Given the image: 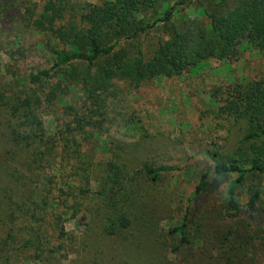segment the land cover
Returning a JSON list of instances; mask_svg holds the SVG:
<instances>
[{
  "label": "rangeland",
  "instance_id": "rangeland-1",
  "mask_svg": "<svg viewBox=\"0 0 264 264\" xmlns=\"http://www.w3.org/2000/svg\"><path fill=\"white\" fill-rule=\"evenodd\" d=\"M2 1L0 248H12L14 232L7 220L10 202L7 191H13L22 177L17 164L19 158L14 155L13 131L23 130L19 127L29 117L30 122L39 124L45 141L56 142L64 129L62 123L72 120V114L77 112L102 122L98 129L78 135L86 153L85 160L92 161L90 184L83 185L90 199H81L78 207L66 196L82 182L79 177L74 181V170L67 169L59 158H52L42 167L43 175L36 192L38 195L46 188L48 179L54 180L49 196L57 205L52 209L54 212L51 210L47 214L60 216L61 225L68 234L65 249L51 255L54 264H264V257L258 256L257 262L250 252L256 244L254 238L260 240L257 250L264 248L260 245L264 242V239L261 242L264 238L262 226L250 228L245 221L226 219L223 214L227 188L235 176H211L208 191L196 192L201 176L213 171L212 159L237 158L241 153V140L251 132L247 121L224 119L219 116L218 109L227 96V86L263 77L260 53L244 46L239 60L233 63L209 60L182 76L154 78L140 86H134L129 79L115 78L111 88L113 94L107 106L98 113L86 100L84 84L59 81L57 77L32 84L28 79L30 74L48 67L53 57L43 44L44 35L27 29L23 19L27 8L37 7L40 12L44 0ZM114 1L74 0L73 3L79 6ZM164 1L163 5L144 13L145 19L160 17L164 8L177 2ZM6 5L12 8L3 16ZM80 8H75L77 16L81 14ZM202 13L201 4L196 0L190 7L179 9L171 23L149 30L131 43L128 41L124 48L129 49L132 56L142 52L144 57L150 58L161 43L171 39L173 31L195 20L205 27L209 19ZM77 67L87 70L85 65ZM89 71L94 73L97 68H89ZM218 89L220 93L214 99L213 93ZM16 106L19 110L14 112ZM114 146L128 150L122 154V160L135 180L127 177V187L138 194L137 205L132 207L129 241L107 236L103 230V216L91 213L101 203L98 192L103 189L101 176L105 165L113 161L115 155H121L115 153ZM145 164L172 166L176 170L164 172L157 182H151L143 174ZM63 175L66 178L61 181ZM136 181H140L137 184L141 186L137 187ZM263 184V178L250 176L244 186L236 188L239 202L246 204L250 190ZM71 205L76 206L77 211L74 212ZM183 222L188 225L190 244H184L179 233ZM54 242L50 241L51 246ZM21 264L47 263L22 260Z\"/></svg>",
  "mask_w": 264,
  "mask_h": 264
},
{
  "label": "trees",
  "instance_id": "trees-1",
  "mask_svg": "<svg viewBox=\"0 0 264 264\" xmlns=\"http://www.w3.org/2000/svg\"><path fill=\"white\" fill-rule=\"evenodd\" d=\"M73 1L44 0L40 12H37V7L25 10L26 28L44 35L43 44L53 56L48 67L30 74L28 79L32 84H42L54 77L59 81L84 84L86 100L98 113L107 106L113 94L111 88L115 78L129 79L134 86H140L154 78L178 77L209 60L233 63L239 60L244 46L260 53L264 68V0H199L202 14L208 17L209 23L204 27L201 21L195 20L173 31L171 39L161 43L150 58L144 57L142 52L132 56L124 45L159 25H168L179 9L190 7L196 0H177L164 8L160 17L148 20L144 13L163 5L164 0H115L79 6ZM2 2L0 0V4ZM6 7L3 16L12 8ZM76 7H81L79 16L74 13ZM80 64L87 70H79L77 66ZM92 67L97 71H89ZM57 88L60 90L61 84ZM218 93L219 89L213 93L214 99ZM225 93V101L218 109L219 116L233 118L237 122L245 120L251 132L241 140V153L237 158L212 159L213 171L201 176L196 192L208 191L211 176L234 175L235 179L227 188L224 217L245 221L250 228L262 226L264 233V184L250 190L244 205L236 196V188L244 186L250 176L264 179V75L261 79L227 86ZM18 110V106L13 109L14 112ZM72 116V120L62 123L64 129L59 132L56 142L45 141L39 124L30 122L29 117L19 127L23 130L13 131L14 155L19 158L17 164L22 177L13 191H7L10 200L7 220L14 233L11 235L12 248H0V264H21L22 260L54 264L51 255L65 249L68 234L61 225L60 216L47 214L57 205L49 196L54 180L48 179L46 188L36 194L43 175L42 167L48 165L52 158H59L62 165L74 170V176L71 172L74 181L79 177L82 182L70 194L66 193L73 204L79 207L81 199L91 197L83 185L90 184L89 165L92 161L85 160L86 153L78 135L98 129L102 122L97 118L80 116L77 112ZM115 147V153L121 155H115L113 161L105 165L101 176L103 189L98 192L101 203L91 213L103 216V230L107 236L129 241V230L133 226L132 207L137 205L138 194L134 189L130 192L127 187V177L130 181L135 180L122 160V154L128 150ZM175 170L172 166L145 164L143 174L151 182H157L161 174ZM65 178L63 175L60 179L64 181ZM137 183L141 182L136 181L139 187ZM74 205L70 208L75 212L77 207ZM187 227L186 222L179 227L184 244H190ZM52 239L57 244L51 246ZM254 240L256 244L260 242L259 239ZM256 244L250 252L258 262V256L264 257V248L259 251Z\"/></svg>",
  "mask_w": 264,
  "mask_h": 264
}]
</instances>
